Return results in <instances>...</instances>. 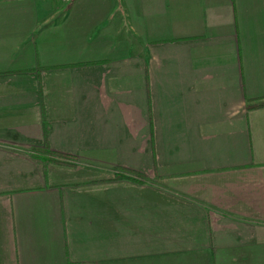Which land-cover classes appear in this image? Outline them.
<instances>
[{"label":"crops","instance_id":"1","mask_svg":"<svg viewBox=\"0 0 264 264\" xmlns=\"http://www.w3.org/2000/svg\"><path fill=\"white\" fill-rule=\"evenodd\" d=\"M180 262L264 263V0H0V264Z\"/></svg>","mask_w":264,"mask_h":264},{"label":"trees","instance_id":"2","mask_svg":"<svg viewBox=\"0 0 264 264\" xmlns=\"http://www.w3.org/2000/svg\"><path fill=\"white\" fill-rule=\"evenodd\" d=\"M36 154H37V156L39 158L44 159V160H48L49 157H53V158L59 160V161H55L58 164H65V165H70V166L73 165V164L67 163V162H69L68 160H71V157L65 156L64 154H56V153H53V152H50V151H44V150H37ZM119 169L121 171H124L125 173H121V175L119 174L118 175V179H124V178L128 179V176H129L128 174H130L132 177L137 178V179L131 178V180H134V182H137V183H140V184L142 183L138 179V178H140V174L137 173L136 171H133V170H130V169H127V168H119Z\"/></svg>","mask_w":264,"mask_h":264},{"label":"rangeland","instance_id":"3","mask_svg":"<svg viewBox=\"0 0 264 264\" xmlns=\"http://www.w3.org/2000/svg\"><path fill=\"white\" fill-rule=\"evenodd\" d=\"M251 264L255 263V262H250ZM146 264V263H144ZM166 264H171V263H166ZM177 264H190V263H187V262H180V263H177ZM195 264H199V263H195ZM264 264V263H262Z\"/></svg>","mask_w":264,"mask_h":264},{"label":"built area","instance_id":"4","mask_svg":"<svg viewBox=\"0 0 264 264\" xmlns=\"http://www.w3.org/2000/svg\"><path fill=\"white\" fill-rule=\"evenodd\" d=\"M65 4H70L72 0H62Z\"/></svg>","mask_w":264,"mask_h":264}]
</instances>
